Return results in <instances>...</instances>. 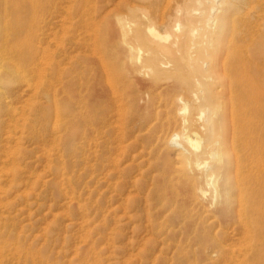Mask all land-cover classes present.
Segmentation results:
<instances>
[{"label":"rangeland","instance_id":"374dc122","mask_svg":"<svg viewBox=\"0 0 264 264\" xmlns=\"http://www.w3.org/2000/svg\"><path fill=\"white\" fill-rule=\"evenodd\" d=\"M44 1L41 9H36V14L34 10H29V15L32 11L34 17L38 19L40 16V20H44L40 24L42 29L38 28L31 34L34 43L31 50L37 64L33 73L25 79L21 77L22 74H17L20 70L23 72L21 56L26 40L23 39L18 45L0 42V84L5 88L4 100L0 101V129L17 123L19 128L27 127L22 129L24 138L21 139L25 140H21L20 150L26 153L18 154L17 169L26 174L32 172L37 192L34 199L30 186L26 185L24 188L28 192L25 196L28 198L11 200V205L6 209L25 226L22 235L27 237V242L35 244L38 264H250L249 259L252 258L247 255L250 243L239 238L235 223L230 221L225 226H219V223L212 225V220H207L202 214L199 225L181 228L180 221H175L172 213L160 206L157 199L153 200L154 180L159 174L155 166L158 160L142 156L144 148L132 135H128L131 133L130 127L125 128L126 132L121 128L117 143L110 145L118 149L112 148L111 151L108 146L100 147L102 152L103 149L106 152L101 160L91 161L96 163V169L87 168L88 150L82 141L73 140L70 145L74 147L70 148L71 151L67 148L69 145L63 129V124L71 120V97L77 96L73 101L81 105L84 98V67L88 62L96 61L95 56L105 60L112 55L114 59L126 62L128 52L124 45L127 43L141 49L142 64L153 65L151 57L154 56L155 60L168 61V65L172 66L183 55L177 48L181 45L183 30L189 25L198 28L193 38L195 45L187 46L195 59L198 73L189 77L190 85L183 94L189 97L197 87L203 92L208 83L204 75L208 70L207 50L212 33L207 22L210 17L221 15L219 12L212 14V9L226 6L230 0H47L45 4ZM254 4L258 3L254 1ZM251 8L247 16L249 19L245 17L255 32L262 20L257 18V8ZM242 15L234 17L240 20ZM62 21L66 22L63 24ZM176 22L181 23L180 30L173 27ZM148 26L162 34H169V39H153L147 33ZM96 37L103 44L98 46L101 50L93 47ZM187 61L188 58L184 56L182 62ZM253 62L247 64L252 70L255 69L252 65H256ZM139 64H133V68ZM192 70L188 68L185 74L192 75ZM118 73L117 85H125L130 90L132 75L121 67ZM256 74L252 83L259 86L257 89L260 91L261 87L264 89V78H261L264 72ZM47 88L46 95L44 90ZM73 90H77V94ZM261 93L264 94V91ZM53 99L61 112L58 116L53 114ZM126 105L124 114L129 115L131 104ZM16 134L21 135L19 132ZM122 145L126 146L125 150ZM0 184L2 189L5 183L0 181ZM144 192H150L149 196ZM195 229L206 234L205 238L200 233L194 234ZM221 230L223 232L220 234ZM211 237L214 239L210 240ZM214 241L224 245L229 253L210 252L209 246ZM200 247L205 248V253H197ZM245 256L250 257L247 260Z\"/></svg>","mask_w":264,"mask_h":264},{"label":"bare ground","instance_id":"6f19581e","mask_svg":"<svg viewBox=\"0 0 264 264\" xmlns=\"http://www.w3.org/2000/svg\"><path fill=\"white\" fill-rule=\"evenodd\" d=\"M254 1L258 4L253 5ZM41 6L42 0H0V42L18 45L23 39L27 41L21 56V61H24L23 72H17L22 74L23 79L33 73L37 66L34 63L35 54L31 50L34 44L31 34L38 31V28L41 30L40 24L44 21L40 20V16L38 19L34 17L32 11L31 17L29 10H34L36 14V9ZM251 7L257 8V18L262 20L255 32L247 20ZM212 12H219L221 15L210 17L207 22L212 33L207 50L208 70L204 75L208 83L203 92L197 87L189 97L183 94L190 85L189 77L197 76L198 73L195 59L187 47L195 45L193 38L198 31L196 26L189 25L183 30L181 45L177 48L183 55L172 66L168 65V61L155 60L154 56L151 57L153 65L142 64L141 49L126 43V62H120L112 55L104 58L105 60L95 56L96 61L85 65L84 98L79 105L73 101L75 97H71V120L70 123L63 124L64 135L69 150L73 140L79 139L87 145V168L96 169V163L91 161L101 160L106 152L104 149L102 152L100 147L108 146L111 151L112 148L118 149L110 145L117 143L121 128L124 131L126 127H130L131 133L128 135L142 144V156L158 160V164H154L159 174H154L157 178L152 190L153 200L157 199L160 206L168 209L173 219L180 221L181 228L199 225L202 214L207 220L213 221L212 225L219 223V226H225L230 221L235 223L239 229V238L250 243V251H245L252 258L249 259L250 264H264V94L261 93L264 89L261 87L263 91H258L259 86L252 83L257 72H264V0H230L229 4L218 6ZM237 14H243V17L237 20L234 17ZM173 27L180 30L182 25L176 22ZM147 33L157 40H168L170 36L160 33L152 26L147 27ZM95 40L97 41L93 43V47L103 45L100 38L96 37ZM98 49L97 54H100ZM184 56L188 58L186 63L182 62ZM253 57L255 59L252 60ZM252 62L256 63L252 65L255 66L254 70L247 66ZM137 63L140 64L133 68V64L135 66ZM119 67L125 68L132 75L130 90L125 85H117ZM188 68L193 69L192 75L185 74ZM4 89L0 84L1 102L4 100ZM46 91L48 88L44 90L47 95ZM75 92L77 94V90ZM127 103L131 104L132 109L129 115L124 114ZM52 105L53 114L58 116L61 112L57 101L53 99ZM20 128L17 123L0 129V181L5 183L0 188V264H38L35 244L27 242V237L22 235L25 226L6 209L11 205V200L27 197L25 193L28 191L24 188L26 185L30 186L34 199L37 193L36 179L31 175L32 172L26 174L17 169L20 159L18 154L22 152L21 138H24L22 129L27 127ZM17 132L21 135L18 136ZM153 168L152 171L156 170V167L154 170ZM13 214L16 216V213ZM222 232L221 230L220 234ZM193 233H200L204 238L206 235L197 229ZM212 239L214 238L211 237L210 240ZM209 248L213 253H229L224 245L215 241ZM204 251L205 248L200 247L197 253ZM245 258L248 260L247 256Z\"/></svg>","mask_w":264,"mask_h":264}]
</instances>
